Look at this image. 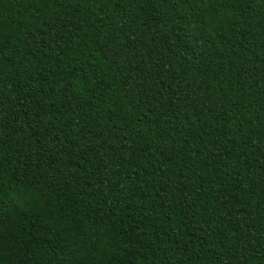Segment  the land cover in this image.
<instances>
[{
	"label": "trees",
	"instance_id": "1",
	"mask_svg": "<svg viewBox=\"0 0 264 264\" xmlns=\"http://www.w3.org/2000/svg\"><path fill=\"white\" fill-rule=\"evenodd\" d=\"M0 264H264V0H0Z\"/></svg>",
	"mask_w": 264,
	"mask_h": 264
}]
</instances>
